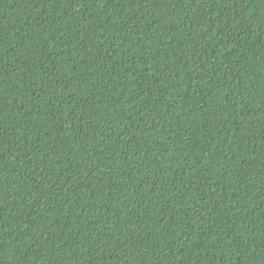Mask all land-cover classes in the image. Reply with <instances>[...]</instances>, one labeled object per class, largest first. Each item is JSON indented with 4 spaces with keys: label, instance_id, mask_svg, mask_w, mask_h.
Listing matches in <instances>:
<instances>
[{
    "label": "trees",
    "instance_id": "1",
    "mask_svg": "<svg viewBox=\"0 0 264 264\" xmlns=\"http://www.w3.org/2000/svg\"><path fill=\"white\" fill-rule=\"evenodd\" d=\"M0 264H264V0H0Z\"/></svg>",
    "mask_w": 264,
    "mask_h": 264
}]
</instances>
